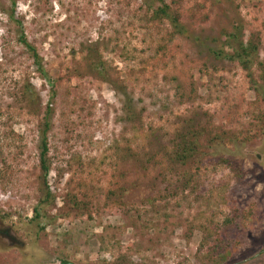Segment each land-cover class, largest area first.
Returning a JSON list of instances; mask_svg holds the SVG:
<instances>
[{
	"label": "rangeland",
	"instance_id": "rangeland-1",
	"mask_svg": "<svg viewBox=\"0 0 264 264\" xmlns=\"http://www.w3.org/2000/svg\"><path fill=\"white\" fill-rule=\"evenodd\" d=\"M16 1L15 18L44 58L56 95L18 41L10 1L0 0V264H113L123 256L124 264H207L210 254L199 250L219 236L241 242L225 264H264V137L215 151L231 164L206 161L193 168L194 184L176 189L179 178L152 136L167 142L178 120L195 112L237 132L252 122L256 92L247 73L216 62L206 46L221 47L237 23L246 39L259 36L264 59V0L179 1L182 24L203 41L196 45L153 21L145 2L156 8L158 0ZM89 53L102 57L113 84L90 71ZM27 82L42 112L49 102L54 111L48 182L56 209L44 232L28 223L41 197V116L19 100ZM119 84L136 122L127 119ZM148 183L149 191L125 195L127 206L108 201L111 192ZM69 201L80 208L58 217L64 203L73 208ZM247 209L254 214L242 228L226 225ZM8 227L22 245L4 235ZM102 236L112 251L102 250Z\"/></svg>",
	"mask_w": 264,
	"mask_h": 264
},
{
	"label": "trees",
	"instance_id": "trees-1",
	"mask_svg": "<svg viewBox=\"0 0 264 264\" xmlns=\"http://www.w3.org/2000/svg\"><path fill=\"white\" fill-rule=\"evenodd\" d=\"M9 1L11 3L9 19L18 26V41L25 48L27 54L33 61L39 76L51 85V91L53 93L51 97H54L56 95V90L45 67L44 58L39 54L37 48L29 42L23 30L22 22L15 18L17 1ZM179 1L181 0H173L171 4H168L165 0H158L159 6L156 8L153 6L154 2L149 3L146 1L145 5L150 9L153 21L168 23L170 25L172 28L171 37L179 36L195 45L197 43H203L199 36H193V32L182 24L180 13L178 12V9H175L173 6L180 3ZM225 37L226 38H222L223 43L221 47H218L217 42L219 41L217 40L213 42L215 43L214 47L206 46L209 55L218 63L224 61L234 62L247 73L250 80V87L256 92L255 109L257 110L252 113V122H250L243 131L239 132L217 127L216 125H213L211 120L206 119L207 114L202 115L201 113L198 114V112H195L191 116L180 118V120H178V128L169 136V138H167L168 141L164 142L166 145H164L163 139L160 136L153 134V139L156 142L155 145H159V149L164 153L165 160L172 171L176 172V175L179 178L176 183L178 185L176 189H186L191 186V183L194 184L196 181L194 177H196L197 174L195 173L191 177L193 168L197 167L196 170L198 171V167L206 161L212 162L213 160H222L221 162L223 164H231L229 159H221V157H217V155L214 154L215 151L223 152L239 145H251L260 142L264 137V59L261 58V39L255 34L251 35L249 39H246L244 28L237 23L234 25L233 31L225 35ZM90 51L92 53L93 49ZM91 53H89L90 71L102 80L111 82L109 70L103 62L102 57L99 56V54L92 57ZM256 73H258V75H256ZM210 81H214L212 77L210 78ZM111 83L113 84V81ZM205 87L210 89V82L207 83ZM119 89L123 92V95L127 98L129 103L126 108L127 119L136 122V120L139 119V116L136 115L133 110L131 98L121 84H119ZM207 96L206 102L211 103L213 97L210 94H207ZM19 100L26 104V108L32 116H41L39 127L41 143L39 146L40 153L38 158L40 170L39 193L41 194V197L39 198L37 206L33 210V217L28 219V223L34 226L38 232H44L51 222L49 212L56 209V199L48 182V177L52 169V160L49 157V134L53 128L52 117L54 111L52 103L49 102L42 112L43 105L41 98L30 82L25 83L23 86L19 95ZM139 165L142 166L141 168L144 167V165ZM145 189L149 191V183L142 186L133 184L131 187L122 188L119 193L111 192L108 196V201H114L115 203L127 206V201L125 199L126 194H135L136 190L143 194ZM118 194L119 196L117 197ZM69 203L72 204L73 208L69 207L70 205L68 203H64V206L59 209L58 217H67L71 214V211L73 212L74 209L80 208L77 201H69ZM65 206L66 208H64ZM253 211L254 210L252 209H247L243 211L241 216H239L238 213L233 219H227L225 223L226 225H229V227L242 228L243 224L250 221V216H253L254 214ZM238 219L239 221L236 222ZM11 225L15 226L13 223ZM213 231L216 234L218 229L214 228ZM3 232L12 243L22 245L18 231L16 230L15 232L13 227H8ZM238 232L239 234L237 235L244 237L243 235L245 233H241L242 230L241 232ZM37 237L38 236H36V239L38 240ZM100 239L103 251L109 252L113 250V245H108L105 237L102 236ZM235 239L238 240V237ZM231 240L232 239L230 238L228 244H223L222 237L219 236V238H216L213 243L203 241V247H201L199 252L202 253L207 251V253L210 254L208 255V258H206L207 264H225L228 260L232 259L235 252L241 247V242L239 240V242H233V240ZM124 259L125 257L123 256L113 264H124L122 263ZM63 264L72 263L63 261Z\"/></svg>",
	"mask_w": 264,
	"mask_h": 264
}]
</instances>
